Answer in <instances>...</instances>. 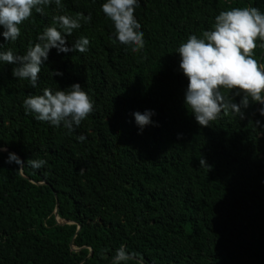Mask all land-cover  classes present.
Masks as SVG:
<instances>
[{"label":"trees","instance_id":"1","mask_svg":"<svg viewBox=\"0 0 264 264\" xmlns=\"http://www.w3.org/2000/svg\"><path fill=\"white\" fill-rule=\"evenodd\" d=\"M103 2L49 0L16 41L0 37V50L23 55L55 17H90L65 37L68 45L87 37L88 50L50 49L36 88L0 64V144L25 161L17 171L0 152V264H111L121 244L131 254L121 264H264V116L250 100L243 118L222 111L198 125L176 53L219 11L264 12V0H139L145 45L136 53L115 39ZM255 40L252 55L264 63V41ZM54 69L63 75L50 76ZM73 82L94 105L71 133L25 113L26 95ZM144 109L156 123L138 133L131 113ZM35 158L46 165L32 169Z\"/></svg>","mask_w":264,"mask_h":264},{"label":"clouds","instance_id":"2","mask_svg":"<svg viewBox=\"0 0 264 264\" xmlns=\"http://www.w3.org/2000/svg\"><path fill=\"white\" fill-rule=\"evenodd\" d=\"M49 0H0V37L4 41L14 42L20 35V25L34 10L41 12L42 5ZM59 4V0H56ZM139 0H104L101 11L113 22L115 39L136 53L144 48V32L134 17V10ZM87 22L89 16L73 18L60 15L54 18L56 23L46 26L37 34L23 55L15 53L12 48L0 50V64L15 65L11 75L20 80H27L32 88L37 87L38 73L48 58L50 49L57 54L75 49L81 53L88 50L89 40L81 36L74 43L66 44L65 37L73 29L79 28L80 20ZM264 41V12L257 7H232L221 10L214 17L210 30L198 37L189 34L186 41L179 44V69L186 77L187 84L183 93V103L190 109L194 121L200 126H207L223 111H231L241 118L249 107V101L259 105L258 112L264 116V63L258 62L252 55L256 47L255 38ZM2 45V44H0ZM50 76H62L59 69L51 70ZM221 88L232 91L224 95ZM239 96L236 100L235 97ZM94 102L84 91L80 83L73 82L60 88L45 87L38 94L26 95L22 101L25 113H31L38 121H46L55 127H63L71 133L93 111ZM153 109L133 111L131 113L138 133L151 120ZM257 124H261L259 120ZM177 138L183 134L177 133ZM86 137L79 135L78 141ZM0 152H6L5 164L15 163L17 171L23 169L25 161L0 144ZM43 158L29 159L28 165L38 169L46 165ZM199 164L208 165L201 157ZM126 245H119L111 258V264H121L130 258Z\"/></svg>","mask_w":264,"mask_h":264}]
</instances>
